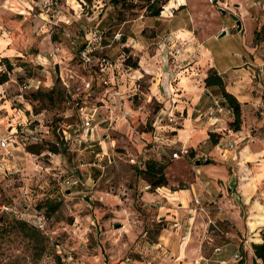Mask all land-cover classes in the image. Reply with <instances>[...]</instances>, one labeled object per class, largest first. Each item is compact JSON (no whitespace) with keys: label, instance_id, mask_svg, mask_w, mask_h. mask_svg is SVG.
Instances as JSON below:
<instances>
[{"label":"rangeland","instance_id":"1","mask_svg":"<svg viewBox=\"0 0 264 264\" xmlns=\"http://www.w3.org/2000/svg\"><path fill=\"white\" fill-rule=\"evenodd\" d=\"M148 5L0 0V138L11 144L9 153L0 150V264H175L181 235L174 224L182 221L172 214L183 199L147 201V192L190 188L189 206L203 212L207 203L219 206V187L239 170L235 154L263 151L264 0H159V16ZM181 42L196 62L203 43L228 81L250 61L255 101L240 130L223 96L209 88L201 116L208 136L197 133L194 145L176 140L177 72L162 62ZM209 59L196 64L199 73ZM156 71L163 103L151 89ZM52 89L59 95L50 97ZM82 108L94 114L90 128ZM55 144L60 153L51 151ZM149 160L166 164L168 185L151 188L142 173ZM208 229L206 253L234 227L225 221Z\"/></svg>","mask_w":264,"mask_h":264},{"label":"crops","instance_id":"2","mask_svg":"<svg viewBox=\"0 0 264 264\" xmlns=\"http://www.w3.org/2000/svg\"><path fill=\"white\" fill-rule=\"evenodd\" d=\"M180 44L177 43L176 45ZM191 48L188 45L180 55H174L172 52V56L168 57V61L163 60L162 62L167 69H175L177 72L174 78L176 83L172 86V89L177 88L179 92L175 93L174 91L172 99L175 109L178 110L177 116H179L180 124L173 129L176 131V140L183 145H194L198 139L197 133L202 135L206 133L208 136L206 131L209 126L204 121L205 119H201V116L206 114L203 110L204 94L209 91V88L205 86L204 79L207 76L208 69L216 68L223 76L227 90L232 92L240 101L242 117L245 118L244 124L247 123L246 113L255 101L251 90L255 76H253L254 71L249 66L250 61L244 60L243 66L246 68L241 66L233 68L238 75L233 77L232 81H228L224 76V71L218 68L211 51L203 47V43L198 47L199 61L204 57H210V59L209 63L205 65L204 72L199 73L196 66L199 61L196 62L190 59ZM159 50L161 51V49ZM171 61L173 64H171ZM188 67L189 71H186L184 68ZM149 71V68H145V73L151 74L152 72ZM140 74L145 75L144 72H140ZM151 78L153 80L151 89L155 91L154 95H157L163 103L164 93L161 91L163 83L161 71L157 72V76ZM216 101H218L217 98ZM160 116L161 114L156 117L155 125H159L158 127H161V122L165 118L160 119ZM211 119L214 120L215 118L211 117ZM249 152L244 148L233 157L235 164H239L240 167L235 173L228 175L229 182L226 185L219 187V193H221V197L218 198L217 202L219 206L210 205L211 202L207 203L203 212L192 208L189 206L186 195V192L191 190L190 188L171 191L168 185V187H163L165 190L159 188L158 191L147 192L145 196L147 201L150 199L158 200L162 197L161 195L167 197L168 201H172V203H176L177 199H183L182 202H179L178 209H174L175 211L172 214L175 220L180 219L182 221L174 224L176 226L180 225V229H178L181 235V243L179 251L176 252L175 264H239L241 260H243L242 264H264L262 259L256 257L253 248V243L264 241V149L263 151ZM246 166L249 167L248 170H245ZM167 190L169 193L163 192ZM230 190H232V193L234 192L235 198L228 195ZM161 192L164 194H160ZM237 194L239 195L237 196ZM225 221L231 223L234 229L232 232L227 231L224 236L220 235L223 243L216 245L214 251L206 253L204 243L211 236L208 234V227L211 224L216 225V223ZM209 243L212 245L214 242L209 240Z\"/></svg>","mask_w":264,"mask_h":264},{"label":"trees","instance_id":"3","mask_svg":"<svg viewBox=\"0 0 264 264\" xmlns=\"http://www.w3.org/2000/svg\"><path fill=\"white\" fill-rule=\"evenodd\" d=\"M116 1H120V0H116ZM121 1L128 2L129 0H121ZM146 1H148V4H149L148 8L152 9V15L159 16L162 10V6H159L157 8L153 7L154 3L158 2L159 0H146ZM261 34L262 32L256 31L255 39L260 38ZM5 60L9 61L7 60V58H5ZM132 66L137 67L138 65L134 63L132 64ZM204 82L207 88H216L217 92H219L223 96L226 104L232 109V112L235 117L232 122V126L236 130H240L241 129V119H242L241 118L242 106H241L240 101L237 99V97L232 92L227 90L226 83H225L223 76L217 71L216 68L212 67L208 70L207 76L205 77ZM55 94L59 95V92L56 89H52L48 93L50 97H54ZM213 137H216V134L210 133V138L213 139ZM212 141L214 143L218 142L217 138H214V140ZM27 149L29 152H32V153H35L36 151L31 146H29ZM51 151L53 153H60V149L58 145L56 144L51 148ZM166 167H167L166 164L159 162L157 160H149L147 162L145 169L142 170L143 171L142 173L144 174V178L149 183L151 188H159V187L168 185V179L165 174ZM263 238H264V233H263ZM253 248H254L256 257L262 259V261L264 262V241L262 243H253ZM242 263H243V260H241L239 264H242Z\"/></svg>","mask_w":264,"mask_h":264},{"label":"built area","instance_id":"4","mask_svg":"<svg viewBox=\"0 0 264 264\" xmlns=\"http://www.w3.org/2000/svg\"><path fill=\"white\" fill-rule=\"evenodd\" d=\"M121 38V34H116L115 35V39H118L120 40ZM188 42H182L180 45H175L174 49H173V54L174 55H180L181 52L184 50V48L186 47ZM83 56H84V59L86 61H89L90 60V53L89 51H85L83 52ZM186 71H189V67L188 68H184ZM25 87H27V85H25ZM217 105H218V108H217V112L218 113H223L224 112V109L222 108V106H219V102L216 101L215 102ZM85 108H82V113H83V121H84V124L86 127L90 128L91 127V122H92V119L94 117V114H92L91 112H88L87 110H84ZM217 120V118H216ZM170 121H174V118L173 116H170ZM215 125V123H214ZM9 139L8 137H2L0 138V150H7L8 153H9V147H10V143H9ZM231 146H233V144H231ZM187 152V149L186 148H181L180 150V153L183 154V153H186ZM174 157L176 158H179L180 157V154L179 152H175L174 153ZM72 183H77L76 181H68V184H72ZM196 202L199 204L200 201L199 199H196Z\"/></svg>","mask_w":264,"mask_h":264},{"label":"water","instance_id":"5","mask_svg":"<svg viewBox=\"0 0 264 264\" xmlns=\"http://www.w3.org/2000/svg\"><path fill=\"white\" fill-rule=\"evenodd\" d=\"M213 2H216V0H212ZM235 20L237 22V26H238V30L241 31L242 30V22L239 20L238 16L234 15ZM226 34V32H223L221 34V36H224ZM239 256V255H238Z\"/></svg>","mask_w":264,"mask_h":264},{"label":"clouds","instance_id":"6","mask_svg":"<svg viewBox=\"0 0 264 264\" xmlns=\"http://www.w3.org/2000/svg\"><path fill=\"white\" fill-rule=\"evenodd\" d=\"M180 2L182 3V2H183V0H180Z\"/></svg>","mask_w":264,"mask_h":264}]
</instances>
